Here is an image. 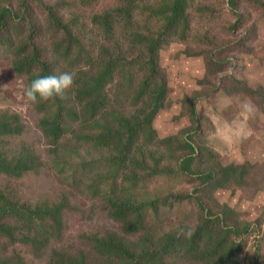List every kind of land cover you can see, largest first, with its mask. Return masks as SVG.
Wrapping results in <instances>:
<instances>
[{"label":"trees","instance_id":"1","mask_svg":"<svg viewBox=\"0 0 264 264\" xmlns=\"http://www.w3.org/2000/svg\"><path fill=\"white\" fill-rule=\"evenodd\" d=\"M262 20L264 0H0V61L25 99L34 79L74 73L64 98L26 99L32 122L0 106V264H241L256 229L217 194L261 185L264 164H223L190 94V125L159 135L172 102L160 51L173 42L204 56L206 94L250 98L264 115V86L237 73L232 53L252 52L243 30ZM183 180L191 187L176 190ZM100 215L117 230L69 232V218ZM255 253L264 264L261 244Z\"/></svg>","mask_w":264,"mask_h":264},{"label":"rangeland","instance_id":"2","mask_svg":"<svg viewBox=\"0 0 264 264\" xmlns=\"http://www.w3.org/2000/svg\"><path fill=\"white\" fill-rule=\"evenodd\" d=\"M254 16L259 13L253 11ZM249 22L244 27L243 35L250 36L248 49L252 52L237 48L232 51L238 56L236 60L237 73L246 76L253 86H264V20L258 29L249 31ZM237 33L235 40H242ZM186 46L176 43H165L160 51V65L168 76L169 108L155 118V128L161 137L174 136L190 125V118L180 104L186 94L199 98L197 109L210 119L207 128V138L210 146L223 156V164L230 165L237 162H252L264 164V115L259 111L255 102L247 97L230 96L226 91L216 94H206L205 86L199 83L204 80L206 61L204 56H188ZM234 70V68H233ZM199 82V83H198ZM203 89V90H202ZM198 91L202 94L199 96ZM0 106H11L20 112L29 122H32L31 107L23 97L22 82L15 78L0 61ZM264 174V170L261 171ZM261 185L244 190H221L217 199L221 204L235 209L239 227L252 225L256 229L254 235H245L240 244L243 253L239 260L241 264H251L256 261L255 250L261 244L264 254V175ZM191 184V183H190ZM176 190H187L191 186L186 181L174 185ZM87 198L83 195L81 199ZM186 209H182L179 216L185 217ZM117 230L106 216L100 215L93 222H83L76 218H69L68 230L77 235L83 232L105 233ZM243 235V234H242ZM24 248H21L23 251ZM27 264H43L38 258L27 255ZM264 262V257L262 256Z\"/></svg>","mask_w":264,"mask_h":264},{"label":"clouds","instance_id":"3","mask_svg":"<svg viewBox=\"0 0 264 264\" xmlns=\"http://www.w3.org/2000/svg\"><path fill=\"white\" fill-rule=\"evenodd\" d=\"M74 84V73L62 72L58 75L49 74L34 79L25 89L26 99L35 104L39 101H48L55 97L64 98V94ZM191 237L192 230L182 232Z\"/></svg>","mask_w":264,"mask_h":264}]
</instances>
